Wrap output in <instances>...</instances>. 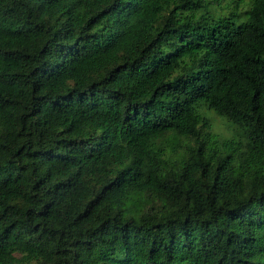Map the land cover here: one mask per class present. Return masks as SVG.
I'll list each match as a JSON object with an SVG mask.
<instances>
[{
    "label": "trees",
    "instance_id": "1",
    "mask_svg": "<svg viewBox=\"0 0 264 264\" xmlns=\"http://www.w3.org/2000/svg\"><path fill=\"white\" fill-rule=\"evenodd\" d=\"M212 3L0 0V264H264V0Z\"/></svg>",
    "mask_w": 264,
    "mask_h": 264
},
{
    "label": "rangeland",
    "instance_id": "2",
    "mask_svg": "<svg viewBox=\"0 0 264 264\" xmlns=\"http://www.w3.org/2000/svg\"><path fill=\"white\" fill-rule=\"evenodd\" d=\"M210 1L213 2L211 4V7L213 9H216L220 6L225 11H228V10L235 8V7L240 8L241 10L244 11L247 9L246 7H248V5H249V0H241V1H238V0H210ZM221 128L223 129V126ZM226 134H228V133H226Z\"/></svg>",
    "mask_w": 264,
    "mask_h": 264
}]
</instances>
